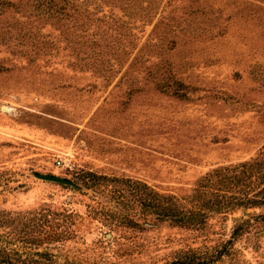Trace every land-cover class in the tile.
<instances>
[{
	"label": "rangeland",
	"instance_id": "rangeland-1",
	"mask_svg": "<svg viewBox=\"0 0 264 264\" xmlns=\"http://www.w3.org/2000/svg\"><path fill=\"white\" fill-rule=\"evenodd\" d=\"M68 1L48 19L33 0H0V264L219 251L211 264H264V205L192 226L153 213L161 195L185 204L205 174L260 156L264 0ZM87 172L107 179L87 187Z\"/></svg>",
	"mask_w": 264,
	"mask_h": 264
},
{
	"label": "trees",
	"instance_id": "trees-1",
	"mask_svg": "<svg viewBox=\"0 0 264 264\" xmlns=\"http://www.w3.org/2000/svg\"><path fill=\"white\" fill-rule=\"evenodd\" d=\"M33 1V9L40 11L48 19L59 15H68L70 10H75L73 4L68 0ZM1 3V10L13 6L9 1ZM261 150L260 156L254 157L249 161L216 168L205 174L198 183V186L194 187L192 193L186 198L187 202L185 204L180 205L178 199H174L172 195H161V202L157 203L158 209L153 212L155 217L178 225L192 226L204 223L205 219L211 214L227 213L228 210L234 207L251 208L264 205V146H262ZM87 177L90 179V182L83 181ZM79 179L87 187H97L102 184L99 180L107 179V177L87 172L80 176ZM109 180L120 181L118 178H110ZM125 182H127L126 179ZM131 184L132 187L139 186L137 183L131 182ZM116 191L119 190L116 189ZM150 193H153L152 190L149 191V195ZM151 199L152 197H150ZM254 218L264 220V214L254 215ZM252 224L254 222H250L249 220L238 222L232 229V237L242 234ZM222 253L223 251H219L218 255ZM217 257L207 258L194 253L179 254L167 264H211ZM27 264L42 263L38 259H32ZM44 264L59 263H54L51 260L50 263Z\"/></svg>",
	"mask_w": 264,
	"mask_h": 264
},
{
	"label": "water",
	"instance_id": "water-1",
	"mask_svg": "<svg viewBox=\"0 0 264 264\" xmlns=\"http://www.w3.org/2000/svg\"><path fill=\"white\" fill-rule=\"evenodd\" d=\"M33 175L36 178L46 180V181H52V182H56V183H60V184H64V185H70V186H74V187L78 186L71 179H68L66 177H62L59 175H55V174L35 172Z\"/></svg>",
	"mask_w": 264,
	"mask_h": 264
}]
</instances>
